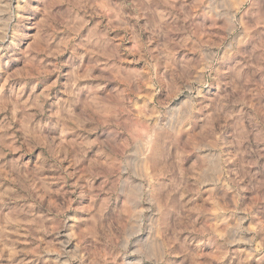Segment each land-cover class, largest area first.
<instances>
[{
  "label": "clouds",
  "instance_id": "obj_1",
  "mask_svg": "<svg viewBox=\"0 0 264 264\" xmlns=\"http://www.w3.org/2000/svg\"><path fill=\"white\" fill-rule=\"evenodd\" d=\"M37 2L0 0V70L6 57L13 58L7 53H15L26 42ZM39 2L45 4L46 21L64 22L73 15L81 22L97 15L103 19L100 25L93 23L85 44L84 57L89 55L88 49L97 54L87 66L83 58L79 66L69 64L65 97L52 112L54 123L32 125L33 117L43 110L42 98L34 105L36 113L29 111L33 105L20 100L23 92L5 101L3 110L12 114L5 117L0 134V204L23 203L15 204L7 216L0 209V243L16 248L20 242L8 235L10 223L17 233L31 225L32 230L25 234L32 242L40 240L36 233H65L66 238L54 249L40 248V255L55 251V257L47 256L45 264H85L90 257L85 249L66 251L78 238L72 230L75 225L68 224L72 218L64 215L69 201L58 210L49 208L50 216L47 212L36 214L44 210L41 197L54 195L53 183H67L71 176L82 174L86 183L70 191L77 199L90 201L80 211L92 219L95 232L89 234L95 241L93 247L106 251L102 264H185L193 243L186 237L182 241L180 233L214 237L217 227L223 233L218 237L223 248L243 243L254 251L255 237L243 235L249 229L244 227L247 217L238 215V201L243 180L251 187H264V168L257 179L256 174L237 165L256 164L264 156V115L252 114L248 119L237 114L229 106L247 101L228 88L212 89L228 79L224 69L239 61L253 30L259 27L257 35L264 36V0H133L111 8L98 0H68L67 7L59 9L60 0ZM125 8L132 13L126 15L121 11ZM104 19L109 21L107 25ZM140 19L145 20L143 25ZM114 27L136 44L135 50L145 61L142 70L130 71L120 63L119 41L109 36ZM144 33H149L147 40L141 39ZM258 55V62L264 63V51ZM115 79L124 86L112 83ZM250 83L235 78L229 82L232 88L238 85L252 95L260 94L256 81ZM146 84L151 85V91ZM143 92L147 95L141 102L136 97ZM218 92L228 94L206 108L207 98ZM152 97L155 100L149 103ZM17 111L25 113L17 129L20 134L9 136L7 130ZM209 111L211 117L206 115ZM229 113L236 115V131L231 138L217 139ZM70 134L75 138L70 139ZM37 146L39 158H26L25 152ZM62 160L80 168L69 173ZM46 169L58 173L57 179H49ZM146 170L157 179L150 182ZM160 173L165 177L162 181ZM212 209L221 215L214 216ZM201 218L202 224H198ZM84 235L80 233L79 239ZM177 252L184 259H168ZM19 264L28 262L21 259Z\"/></svg>",
  "mask_w": 264,
  "mask_h": 264
},
{
  "label": "rangeland",
  "instance_id": "obj_2",
  "mask_svg": "<svg viewBox=\"0 0 264 264\" xmlns=\"http://www.w3.org/2000/svg\"><path fill=\"white\" fill-rule=\"evenodd\" d=\"M98 2L105 4L111 8L112 6L121 3H132L133 0H98ZM68 0H60L56 5V9L67 7ZM163 5L160 6L162 10ZM56 9H53L55 11ZM35 13V19L29 24L26 32L25 40L19 50L8 52L7 56L13 57L8 60L6 57V65L3 70H0V134L3 132V126L5 117L11 116V111H4L5 101L13 98L14 94L23 92V96L20 97L21 101H27L30 107L31 113H36L37 108L34 106L38 99H43V110L35 115L32 120V125L36 123L44 124L51 120L55 122V117L52 116V112L56 110V106L60 99L65 97V86L68 84L67 72L69 70V64L73 66H79L81 58L86 62L97 54L95 49H88L89 55L84 57L85 44L88 39L91 38L89 32L93 23L100 25L103 19L99 15L89 18L87 22H81L73 15L64 22L45 20V4L37 2L33 9ZM126 15L132 13V9H121ZM44 23H41V22ZM135 22V21H133ZM109 21L103 20V24L107 25ZM144 19L139 20V24L143 25ZM51 24V26H49ZM261 29L258 27L253 30L252 37L249 44L244 46L246 50L241 51L239 54V61L233 64L230 69H224V74L228 77L222 84L213 88V92H217L219 88H228L229 92H235L236 95L242 98L247 103H233L229 107L234 108L237 114L243 113L248 119L252 114L264 115V63L259 61V53L264 51V36L257 35ZM149 33H144L141 36L142 40H147ZM109 36L119 41L117 47L121 50L120 63L124 65L128 70H142L144 66V58L138 54L136 44L133 40L128 39L123 30L119 28H113L109 33ZM222 38V37H221ZM151 47H154V42L151 43ZM102 58V56H101ZM54 67L59 68V71H54ZM242 79L249 83L256 81V91L260 94L252 95L248 88H239L237 85L235 88L230 87L229 82L233 79ZM87 83V81H81V84ZM112 83L119 84L123 87V82L119 79L113 80ZM148 91H151V85H145ZM47 93L46 95H44ZM228 93L218 92L217 96H209L207 99L208 104L206 108L212 106L211 102L215 99L223 100ZM147 92L139 93L137 100L143 101ZM155 97L149 100L152 103ZM11 105H9V109ZM208 117H211V111L206 112ZM16 119L11 123L7 132L9 136L19 135L17 129L20 127L21 121L24 120L25 113L17 111L15 113ZM229 119H226L221 125L222 131L217 133V139H221L224 136L231 138L236 129L233 126V122L236 119V115L229 113ZM248 119H245V126H248ZM32 125H29L31 127ZM51 130V126L47 131ZM40 138V134H37V139ZM70 139H74V134L69 135ZM41 149L39 146L31 148L25 152V157L31 159L33 157L39 158ZM18 155V153H9V156ZM71 158V154H69ZM94 160L95 157H92ZM104 163V161H99ZM62 165L67 169L69 173H75L80 168V165H72L70 160H62ZM239 168H247L249 173L257 175V179H261L260 170L264 168V156L256 164H249L245 166L244 163L237 165ZM148 171L149 180L153 182L157 177L153 176ZM48 178L52 180L57 179L58 173H55L52 169H46ZM159 180H164L165 177L162 173L159 174ZM86 183L82 178V174L73 175L68 178L67 183L63 180H59L51 185V190L54 193L52 198L41 197V204L43 205V212H37V215H44L45 212L48 215H52L48 212L49 208L58 210L61 208L65 200L69 201L65 216L71 217L68 221L69 225H75L72 230L77 233V239H74L68 246V249H85L87 253H90L89 259H86L85 264H102L103 259L106 256V251L100 247H93L95 241L93 235L95 229L93 227L92 219L89 213L80 211L81 208L88 206L89 199L81 198L77 199L75 194L70 191L73 186ZM96 186H99V181L96 182ZM78 190V188H77ZM220 194V193H218ZM104 195L103 193L101 194ZM23 202L15 201L10 202L8 205L0 204V209H3L5 216L12 210L15 204ZM238 207L241 212L238 215L245 216L247 219L244 221V227L249 229V232L243 234L244 238L255 237V250L253 251L248 244L238 243L232 244L226 249L223 248L222 241L218 239L223 235L220 227H217L216 236L209 237L207 234H198L196 232H182L180 233V239L186 237L189 242L193 243V248L190 249L192 255L187 256L185 264H260L262 258H264V249L261 248V239L264 238V187H251L248 185V181L245 179L241 183L240 199L238 201ZM214 216H220L221 214L212 209ZM223 215H227L226 213ZM9 219H11L9 217ZM198 221V224H202ZM3 221L0 220V223ZM234 221L229 220V223ZM219 224V221H217ZM48 225L55 227L52 221H48ZM46 225V226H48ZM15 225L9 224L8 235L14 238H18L20 241L16 248H12L9 244L5 246L0 243V264H19L21 259H24L28 264H45L47 256L55 257V251L40 255L39 251L42 247L54 249L61 241L66 238L65 233L57 234L55 231L50 233H36L40 237L37 242H32L31 236L25 234L26 231H31L32 226L26 225L24 229H21L19 233L14 231ZM84 233V238L79 239V234ZM3 236V231L0 230V238ZM195 237L193 242L192 238ZM203 241V242H201ZM174 247H178L174 246ZM23 250V251H21ZM223 253V254H222ZM169 260L179 261L184 259L179 253L171 255ZM75 264V262H74Z\"/></svg>",
  "mask_w": 264,
  "mask_h": 264
}]
</instances>
